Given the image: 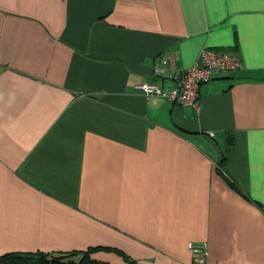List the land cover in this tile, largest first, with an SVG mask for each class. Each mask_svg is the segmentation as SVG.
<instances>
[{
  "label": "crops",
  "instance_id": "obj_1",
  "mask_svg": "<svg viewBox=\"0 0 264 264\" xmlns=\"http://www.w3.org/2000/svg\"><path fill=\"white\" fill-rule=\"evenodd\" d=\"M202 48L240 68L197 112L135 90ZM189 245L264 264V0H0V255L195 264Z\"/></svg>",
  "mask_w": 264,
  "mask_h": 264
},
{
  "label": "built area",
  "instance_id": "obj_2",
  "mask_svg": "<svg viewBox=\"0 0 264 264\" xmlns=\"http://www.w3.org/2000/svg\"><path fill=\"white\" fill-rule=\"evenodd\" d=\"M239 68L240 62L236 56L202 48L199 50L193 65L173 77L174 85L168 91H163L154 83L136 85L135 90L140 91L144 96L164 97L169 102L189 107L197 112L199 110V87L218 76L233 73ZM209 136H211L210 133ZM189 248L195 254L194 263L202 264V246L199 247L201 251L194 245H189Z\"/></svg>",
  "mask_w": 264,
  "mask_h": 264
},
{
  "label": "trees",
  "instance_id": "obj_3",
  "mask_svg": "<svg viewBox=\"0 0 264 264\" xmlns=\"http://www.w3.org/2000/svg\"><path fill=\"white\" fill-rule=\"evenodd\" d=\"M223 160L224 158H221L217 165L218 170L222 173ZM96 250L116 252L123 260H126L127 258L118 250L107 247H96L93 249H87L83 252L72 253H6L0 255V264H106L89 258V254Z\"/></svg>",
  "mask_w": 264,
  "mask_h": 264
}]
</instances>
